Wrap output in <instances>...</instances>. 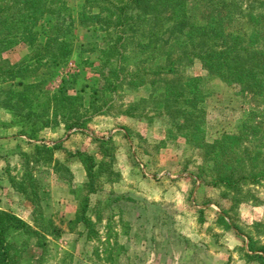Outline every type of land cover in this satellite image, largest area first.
Returning a JSON list of instances; mask_svg holds the SVG:
<instances>
[{
  "label": "rangeland",
  "instance_id": "1",
  "mask_svg": "<svg viewBox=\"0 0 264 264\" xmlns=\"http://www.w3.org/2000/svg\"><path fill=\"white\" fill-rule=\"evenodd\" d=\"M261 2L0 8V210L29 228L7 233L13 264H264V82L251 95L194 58L250 36L239 13Z\"/></svg>",
  "mask_w": 264,
  "mask_h": 264
},
{
  "label": "trees",
  "instance_id": "2",
  "mask_svg": "<svg viewBox=\"0 0 264 264\" xmlns=\"http://www.w3.org/2000/svg\"><path fill=\"white\" fill-rule=\"evenodd\" d=\"M5 1L6 0H0V8L6 10L13 8V15L17 14L21 18L20 20H16L18 22L31 20V18L38 14L41 2L45 3V0H8L12 5L10 7L7 6ZM132 1L137 4L141 3V0ZM144 1L147 2L148 0H142V3H144ZM262 1L263 2L259 3L258 9L264 11V0ZM146 4L149 5V3ZM241 9L242 8H240V10ZM234 11L235 10L227 9V12L223 15V18H221V20L223 19L221 22L223 23L224 19L234 15ZM246 12L248 13L247 16L245 15ZM239 14L245 20L244 26L252 27V31L249 32L250 36L247 34V37H245V35L239 33L233 35L229 32L230 34L227 33L221 39V42H218L219 44L217 48L209 49L201 46H195V50H198V53L194 56V58H197L200 61L202 68L205 71L218 76L226 83H234L235 85L237 84L238 86H242L244 91L253 95L258 91L264 82V14H254L252 12H248V9L246 8L241 10V13ZM0 19L6 18H2L0 14ZM184 21L186 25H183L181 22L176 25L178 33H181L186 26L193 29L197 20H194L193 17H191L190 19H185ZM6 22L7 20H0V27ZM224 27L226 26L223 24L221 30L225 31ZM198 29V39L203 38L206 35L205 33L207 28L199 26ZM38 34V30L31 32L32 41L35 39L36 42ZM44 36L46 37L47 35ZM244 37L246 40H244ZM49 38L47 40H49ZM191 41L193 42L194 38ZM84 161L88 177L93 179L94 171L93 167L90 166L92 158H90V156H85ZM262 161L263 165L256 170L254 177H264V160ZM244 178H246V176H244V174H240L239 179L243 180ZM232 180V177L229 176L225 182H232ZM93 191L94 190L92 188L90 194H92ZM88 201H90V196H87L84 200L82 208V212L84 213L86 212L85 210L87 209ZM10 229H25L26 231H29V228L15 215L5 213L0 210V264H13L10 257L9 244L6 240L7 233ZM33 233L35 235H39L36 232Z\"/></svg>",
  "mask_w": 264,
  "mask_h": 264
}]
</instances>
